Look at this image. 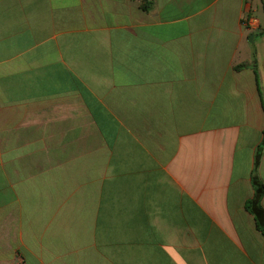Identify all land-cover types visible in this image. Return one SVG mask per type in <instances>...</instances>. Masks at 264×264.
Here are the masks:
<instances>
[{"label":"crops","instance_id":"crops-1","mask_svg":"<svg viewBox=\"0 0 264 264\" xmlns=\"http://www.w3.org/2000/svg\"><path fill=\"white\" fill-rule=\"evenodd\" d=\"M0 264H264V0H0Z\"/></svg>","mask_w":264,"mask_h":264},{"label":"trees","instance_id":"trees-1","mask_svg":"<svg viewBox=\"0 0 264 264\" xmlns=\"http://www.w3.org/2000/svg\"><path fill=\"white\" fill-rule=\"evenodd\" d=\"M144 9L147 10V6H144ZM236 68H240V67H236ZM262 193H263V187L260 186L257 191V198H259Z\"/></svg>","mask_w":264,"mask_h":264},{"label":"water","instance_id":"water-1","mask_svg":"<svg viewBox=\"0 0 264 264\" xmlns=\"http://www.w3.org/2000/svg\"><path fill=\"white\" fill-rule=\"evenodd\" d=\"M253 37H254V36H251V37H250V42H252V41H253Z\"/></svg>","mask_w":264,"mask_h":264}]
</instances>
